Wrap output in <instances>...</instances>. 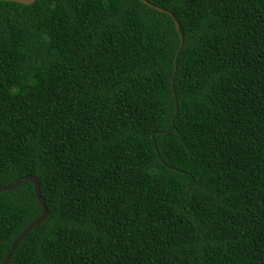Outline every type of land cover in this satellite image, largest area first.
Segmentation results:
<instances>
[{
    "label": "trees",
    "instance_id": "1",
    "mask_svg": "<svg viewBox=\"0 0 264 264\" xmlns=\"http://www.w3.org/2000/svg\"><path fill=\"white\" fill-rule=\"evenodd\" d=\"M147 1L173 87L167 13L0 0L7 264H264V0Z\"/></svg>",
    "mask_w": 264,
    "mask_h": 264
},
{
    "label": "water",
    "instance_id": "2",
    "mask_svg": "<svg viewBox=\"0 0 264 264\" xmlns=\"http://www.w3.org/2000/svg\"><path fill=\"white\" fill-rule=\"evenodd\" d=\"M8 1H14V2H18V3H22V4H30V3H33L35 0H8ZM142 2H144L145 4H147L148 6L150 7H153L161 12H165L167 13L170 17H172L173 19V22L175 24V28L179 34V38H180V42H179V45L175 51V56H174V69H173V73H172V78H171V87H173V81H174V75H175V72H176V57H177V54L179 53L181 47H182V44H183V39H182V36H181V33H180V25H179V21L175 18V16L173 15L172 12L168 11V10H165L159 6H156L150 2H148L147 0H141ZM177 106L175 105V110H176ZM31 181L32 184H33V188H34V192H35V196H36V199L41 207V212L39 214V216H37L20 234H18L15 239L12 241L11 245H10V248L9 250L7 251L6 255H5V258L2 262V264H7L9 259H10V256L13 252V250L15 249L17 243L19 242V240H21V238L29 231L31 230L36 224L42 222L44 219H45V216L47 214V207L44 203V200L43 198L41 197L40 195V187H39V183H38V180L35 176L33 175H26V176H23V177H20L18 178L17 180H15L13 183L9 184V185H6V186H1L0 187V191H4V190H10V189H13L15 188L16 186H18L19 184L25 182V181Z\"/></svg>",
    "mask_w": 264,
    "mask_h": 264
}]
</instances>
